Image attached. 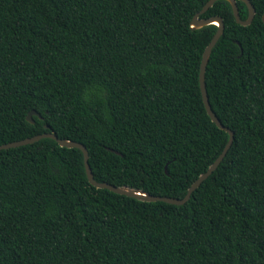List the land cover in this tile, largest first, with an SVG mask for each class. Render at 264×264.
<instances>
[{"label": "trees", "instance_id": "1", "mask_svg": "<svg viewBox=\"0 0 264 264\" xmlns=\"http://www.w3.org/2000/svg\"><path fill=\"white\" fill-rule=\"evenodd\" d=\"M207 1L0 0V144L51 129L86 145L96 180L183 198L229 140L200 87L218 26L191 21ZM251 2L250 25L228 0L201 15L225 24L206 85L234 141L189 201L98 188L82 150L52 138L0 150V264H264V0Z\"/></svg>", "mask_w": 264, "mask_h": 264}, {"label": "water", "instance_id": "2", "mask_svg": "<svg viewBox=\"0 0 264 264\" xmlns=\"http://www.w3.org/2000/svg\"><path fill=\"white\" fill-rule=\"evenodd\" d=\"M216 1H218V0H208L207 1V3L203 6V8L194 15V17L191 21V27L193 29H198V28H202L204 26L210 25V24H215L218 26L217 31L215 32V34L212 37L209 44L206 46L204 53H203L202 62H201V66H200V87H201L203 100H204L205 107H206L208 114L210 115L211 119L221 129H223L229 133V140H228L227 144L225 145L223 151L220 153V155L211 164V166L208 168V170L206 172L202 173L198 177V179H196L193 182V184L189 187L187 194L183 198L152 195L149 192L143 191L141 189L130 188L128 186H116V185L110 184L108 182H100V181L96 180L94 173H93V170H92V167H91L90 162H89V151H88V148L86 147V145H84V143L79 142V141L59 137L57 133H55L54 131H52L50 129L49 125H45V128L50 129V131H47L45 133H41V134H38V135H35L32 137H28L25 139L0 144V150L8 149L11 147H17V146L31 144V143L37 142L43 138H52V139H55L59 143V145H61V146L71 147V148H79L82 150V152L84 154V162H85V168H86V173H87L88 179L93 185H95L98 188L110 189L116 193L127 195V196L134 197V198L144 200V201H163V202L176 204V205H183L186 202H188L192 196V193L207 178H209L215 170H217V168L220 166V164L222 163V161L226 157V155H227V153H228L229 149L231 148L233 141H234V131L232 129H230L229 127H227L226 125H224L222 123V121L219 119V117L216 115V113L214 112V110L210 104L207 85H206V70H207L208 62H209L213 48L215 47V45L217 44V42L219 41V39L221 38V36L224 33L225 24H224L223 18L221 16H211V17H207V18H202L201 15L204 14L206 11H208V9L210 7H212ZM228 1L231 3V5L233 7V12H234L235 18H236L238 23H240L242 25H250L253 22L255 15H256V8L252 4L251 0H242L247 4L248 9H249V15L246 19H242L241 15H240V10L238 7V2H237L238 0H228ZM263 20H264V16H263ZM33 115H37V116H39L40 119H43V116L40 113L33 110V111H30L28 116H27L28 121L31 123H35V120L33 119ZM166 172H167V168H166Z\"/></svg>", "mask_w": 264, "mask_h": 264}]
</instances>
